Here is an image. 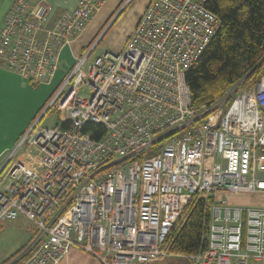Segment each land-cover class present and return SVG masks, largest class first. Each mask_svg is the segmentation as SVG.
Masks as SVG:
<instances>
[{
	"label": "built area",
	"instance_id": "2783aa9c",
	"mask_svg": "<svg viewBox=\"0 0 264 264\" xmlns=\"http://www.w3.org/2000/svg\"><path fill=\"white\" fill-rule=\"evenodd\" d=\"M108 0H77L51 20L47 0H14L0 31V66L49 85L63 49ZM125 3L120 11L131 2ZM264 1V0H263ZM210 0H150L119 52L91 63L98 36L0 167V227L33 224L28 245L1 264H155L197 198L207 204L206 248L192 264H264V208L225 195L264 194V75L198 111L186 74L221 21ZM100 38V39H99ZM90 92L83 97L78 88ZM59 115L53 128L41 126ZM101 126L96 140L87 125Z\"/></svg>",
	"mask_w": 264,
	"mask_h": 264
},
{
	"label": "trees",
	"instance_id": "16d2710c",
	"mask_svg": "<svg viewBox=\"0 0 264 264\" xmlns=\"http://www.w3.org/2000/svg\"><path fill=\"white\" fill-rule=\"evenodd\" d=\"M209 9L219 17L221 26L203 56L186 74L192 105L198 111L212 107L239 82L264 75V1L210 0ZM85 132L93 133L96 140L104 135L101 126L92 124L87 125ZM208 224L206 203L196 200L170 241L171 256L180 259L166 264H192L187 257L205 250Z\"/></svg>",
	"mask_w": 264,
	"mask_h": 264
},
{
	"label": "rangeland",
	"instance_id": "374dc122",
	"mask_svg": "<svg viewBox=\"0 0 264 264\" xmlns=\"http://www.w3.org/2000/svg\"><path fill=\"white\" fill-rule=\"evenodd\" d=\"M6 2L7 0H5V3ZM146 2L147 0H131V2L123 8L122 12L115 19V21L112 22V26L106 30L125 2L123 0H118V3L114 4L116 13L100 34V37L102 38L101 42L90 56L89 63L93 62L96 57L105 52L121 51L125 45L126 39H128L130 33L132 32L131 29L135 25L136 20L145 8ZM1 4L2 2H0V22L2 19L6 18H3L2 13L4 10V4L3 6ZM109 7L110 4L108 8ZM106 8L103 10V14L107 12ZM102 13L100 15H102ZM112 13H109L106 20ZM102 16L101 18H103ZM106 20L104 22H106ZM73 66L74 63L70 67H60L49 85H34L31 82L24 81L20 78L21 81L19 80V83L16 82L15 85H11V89L8 92L4 91L3 95L0 97V151L2 148L9 145V140H13L15 138L20 140L24 133L34 124L44 110L45 105L48 103L57 88L61 85L63 80L67 77ZM259 79L260 77L251 81L243 80L239 82L226 94L224 98L218 99L213 106L224 100L226 102H224V104L222 103V109L225 110L228 106V102L237 91L248 86L255 87ZM22 84H24V86ZM78 92L86 99H89L91 96L88 89L82 86H79ZM209 108L211 107H208L207 109ZM58 122L59 115L50 113L44 118L41 126L43 128H53ZM8 155L9 153L7 152L6 156L0 160V167L8 158ZM219 197H223V195L216 196L214 198L200 197L196 200H204L207 204H210ZM224 197H226L231 205H248L249 203L254 202L256 197L259 198L257 195H246V197L242 195H225ZM33 230V224L24 217H20L16 221L8 222L0 227V264L19 254L28 245L32 237ZM71 258L73 264H87V258L91 259L89 255L79 252H72ZM179 259L180 258L168 256L157 263L166 264L169 261H178Z\"/></svg>",
	"mask_w": 264,
	"mask_h": 264
},
{
	"label": "crops",
	"instance_id": "0c3cea01",
	"mask_svg": "<svg viewBox=\"0 0 264 264\" xmlns=\"http://www.w3.org/2000/svg\"><path fill=\"white\" fill-rule=\"evenodd\" d=\"M149 1L150 0H147L145 8H146L147 4L149 3ZM0 2H2V4H1L2 6L4 4V10L2 9L3 10L2 15L4 18V17H6L9 10L11 9V6H12L14 0H7L6 3H5V0H0ZM47 2L52 9L51 15H50L51 20H53L52 23L56 19H58L62 15V13H64L65 11L73 10L77 4V0H47ZM109 2H111V3H109ZM116 3H118V0H108L106 2V4L104 5V7L101 9V11L92 19V21L89 23V25L84 30V32L80 36H78L76 39H74L70 43V45H67L63 49V51L61 53L60 67L72 66V64L75 63L76 59L78 57H81L85 53L87 48L94 42V40L96 38H98V36H100L104 27L107 26V24L109 23L111 18L116 13V10L114 9V7H115L114 4H116ZM109 4H110V7L108 8ZM105 8H106L107 12L103 14L102 12ZM145 8L140 13L139 18L142 15V13L144 12ZM110 12L111 13L113 12V13L106 20V18ZM101 13L103 16L100 15ZM101 16L103 18H101ZM139 18L136 20L135 25L133 26L131 31H133V29L135 28ZM4 19H2L0 22V31L3 27ZM105 20H106V22H104ZM126 41H127V39H126ZM20 78L21 77L19 75L12 73V72L6 70L5 68H3L2 66H0V97L3 95L4 91L8 92L11 89V85H15L16 82L19 83ZM22 85L24 86V84H22ZM18 141L19 140H17V138H15L13 140H9V145L6 146L5 148H2L0 151V160L6 156L7 152L9 153L10 151H12L17 146ZM242 196L246 197V195H242ZM257 196L259 198L256 197V199H254L255 201L249 203L248 205L234 204L233 206L264 208V194L260 193ZM87 264H97V263L93 259L91 260V259L87 258Z\"/></svg>",
	"mask_w": 264,
	"mask_h": 264
},
{
	"label": "water",
	"instance_id": "95a60500",
	"mask_svg": "<svg viewBox=\"0 0 264 264\" xmlns=\"http://www.w3.org/2000/svg\"><path fill=\"white\" fill-rule=\"evenodd\" d=\"M122 11H119V13L115 16V18L111 21V23L108 25V27H107V29L106 30H108L112 25L111 24H113L112 22H114L115 21V19L119 16V14L121 13Z\"/></svg>",
	"mask_w": 264,
	"mask_h": 264
}]
</instances>
